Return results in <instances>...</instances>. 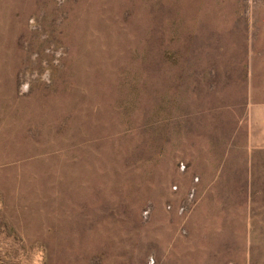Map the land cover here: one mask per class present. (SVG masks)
Returning <instances> with one entry per match:
<instances>
[{"label": "rangeland", "instance_id": "374dc122", "mask_svg": "<svg viewBox=\"0 0 264 264\" xmlns=\"http://www.w3.org/2000/svg\"><path fill=\"white\" fill-rule=\"evenodd\" d=\"M0 264H264V0H0Z\"/></svg>", "mask_w": 264, "mask_h": 264}]
</instances>
